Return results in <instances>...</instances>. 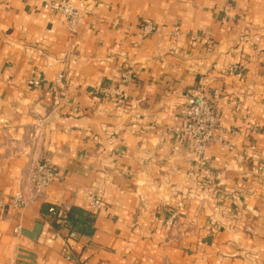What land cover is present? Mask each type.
<instances>
[{"label": "crops", "instance_id": "1", "mask_svg": "<svg viewBox=\"0 0 264 264\" xmlns=\"http://www.w3.org/2000/svg\"><path fill=\"white\" fill-rule=\"evenodd\" d=\"M199 87L203 162L172 130ZM0 264H264V0H0Z\"/></svg>", "mask_w": 264, "mask_h": 264}, {"label": "built area", "instance_id": "2", "mask_svg": "<svg viewBox=\"0 0 264 264\" xmlns=\"http://www.w3.org/2000/svg\"><path fill=\"white\" fill-rule=\"evenodd\" d=\"M43 7L49 10L51 13H59L66 19L69 29L72 32H76L79 25L82 11L68 1H45ZM139 29L143 36H147L150 33L159 31V27L155 22L143 21L139 24ZM62 75L58 77L57 82L60 83ZM131 79L129 72H125L122 76L124 83ZM33 83L38 86L41 84L40 79H34ZM187 105L185 118L186 124L182 128H172L173 132L180 131L179 134L188 138L191 142L190 152L193 156L199 158L201 162L204 161V154L208 145L215 139V129L217 127L218 115L216 108L217 94L209 95L202 88H195L188 91ZM59 174V169L47 161H38L35 163L32 174V190L33 195H27L23 190L17 192L13 198V205L21 208L36 195L44 193L46 189L52 184L55 178ZM94 207L101 206V202L94 200L91 203ZM50 212L53 215H57V209L55 207L50 208ZM64 225L67 224L65 218L61 219ZM175 215L173 214L166 221V227H172L175 224ZM67 226V225H66ZM75 232H70V237H74Z\"/></svg>", "mask_w": 264, "mask_h": 264}, {"label": "trees", "instance_id": "3", "mask_svg": "<svg viewBox=\"0 0 264 264\" xmlns=\"http://www.w3.org/2000/svg\"><path fill=\"white\" fill-rule=\"evenodd\" d=\"M57 212H58V211H57ZM65 220H66V221H68V220H69V218H68V217H65Z\"/></svg>", "mask_w": 264, "mask_h": 264}]
</instances>
